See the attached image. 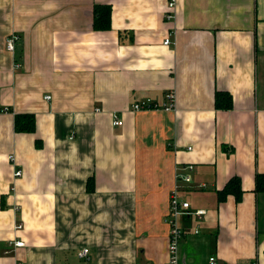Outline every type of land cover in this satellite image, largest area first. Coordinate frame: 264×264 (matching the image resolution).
<instances>
[{
    "label": "crops",
    "instance_id": "crops-1",
    "mask_svg": "<svg viewBox=\"0 0 264 264\" xmlns=\"http://www.w3.org/2000/svg\"><path fill=\"white\" fill-rule=\"evenodd\" d=\"M95 5L109 29H93ZM166 6L0 0V264H167L169 191L188 164L178 264H264V0H176L171 20ZM171 90L173 110L130 108ZM21 113L34 131L15 130ZM233 177L240 200L219 201Z\"/></svg>",
    "mask_w": 264,
    "mask_h": 264
},
{
    "label": "built area",
    "instance_id": "built-area-1",
    "mask_svg": "<svg viewBox=\"0 0 264 264\" xmlns=\"http://www.w3.org/2000/svg\"><path fill=\"white\" fill-rule=\"evenodd\" d=\"M167 2L166 6V12L164 14V17L166 20L173 19L174 16V9H175V3L176 0H165ZM19 41V35L17 33H11L6 39H5V48L8 52L13 53L16 48V44ZM170 42L169 38L164 39V44H168ZM49 98V97H47ZM175 94L174 91H168L165 94L164 102L158 103L152 99H144L142 101L133 102L130 105V108L132 111H139L143 109H162L165 111L173 110L175 108ZM123 124V121L121 117H119L117 114H114L112 116V125L113 126H121ZM9 160L15 165L14 163V156L9 155ZM193 166L191 164H188L186 166V169L188 172L182 173L177 172L175 174L176 182L174 183L173 187L169 191V205H168V211L165 216V221L169 225V231H168V240H167V254H168V261L167 264H178V251H179V244L180 240L183 235V231L181 227L179 226L178 219L182 215H189L191 214L189 202L186 200H183L180 196V190L183 183H191V176L189 171H191ZM22 175V171L19 168H16L13 172L14 177H20ZM204 211L203 210H197L193 213L197 215H201ZM17 228H21V225L18 224ZM14 246H23L24 242L20 240H16L13 242ZM88 252L87 248H84L80 251V256H86ZM207 264H220L218 263L217 259L214 256H211L208 258ZM226 264H242V263H226ZM249 264H260L256 261L251 262Z\"/></svg>",
    "mask_w": 264,
    "mask_h": 264
},
{
    "label": "trees",
    "instance_id": "trees-1",
    "mask_svg": "<svg viewBox=\"0 0 264 264\" xmlns=\"http://www.w3.org/2000/svg\"><path fill=\"white\" fill-rule=\"evenodd\" d=\"M111 26L110 23V6L108 5H95L93 17V29L107 30ZM216 105L222 108L231 106L230 97L225 92L216 93ZM14 126L17 132H32L35 127V119L31 113L16 114L14 118ZM87 182V188L92 189V183ZM255 190L264 191V174H257ZM227 194H233L236 201L240 200L242 189L238 177L231 178L222 189L217 191L218 200L225 199Z\"/></svg>",
    "mask_w": 264,
    "mask_h": 264
}]
</instances>
